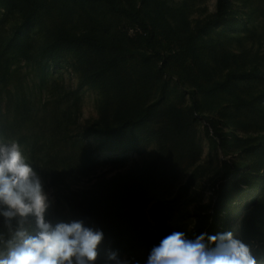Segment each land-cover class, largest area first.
<instances>
[{
	"label": "rangeland",
	"instance_id": "374dc122",
	"mask_svg": "<svg viewBox=\"0 0 264 264\" xmlns=\"http://www.w3.org/2000/svg\"><path fill=\"white\" fill-rule=\"evenodd\" d=\"M116 2L141 9L154 32V50L139 40L138 36L145 35L137 27L106 7L86 6L91 23L82 26L81 15H77L65 26L75 35L95 29L110 38H123L126 48L148 56L146 63L137 54L126 61L130 80L124 87L125 99L120 89L112 85L103 91L86 84L82 64L75 54H64L43 73L37 62H21L15 65L7 87L0 85V127L4 126L0 143L18 142L21 136L54 140V128L62 112L73 103L76 92L81 103L82 128L96 124L103 110L108 111L111 122L148 107L165 113L161 119L167 122L170 111L175 110L190 123L191 141L186 142V150L164 156L155 141L134 150H121L131 140L104 150L101 144L105 139L95 135L89 140L94 148H100V166L88 177L68 176L52 184L34 170L48 200L46 221L55 225L80 220L81 202L98 198L113 182L124 187L150 172L154 189L139 206L143 208L138 207L137 214L126 218L129 233L159 232L164 238L176 231L195 239L202 231L209 235L231 231L250 247L257 264H264V228L251 224L258 218L259 202L254 203L264 189V0H225L219 19L218 0ZM21 21L12 19L6 32L11 33ZM56 21L58 17L45 23L38 35L40 43L46 41L47 32ZM1 28L0 25V31ZM191 38L209 68L207 74L194 70L182 52ZM221 83L226 84L225 88L217 86ZM20 90L27 93L32 109L25 119L20 115L23 122L30 118L24 127L16 113L22 98ZM248 107L260 111L249 114ZM208 120L217 122L216 131ZM17 124L18 130H14ZM62 136L58 135L55 143ZM22 150L27 159L32 158L30 147ZM44 156L43 153L36 157L40 164L45 162ZM115 159L123 162L111 163ZM158 202L162 208L153 209ZM16 218L24 230L35 234L34 216ZM0 250H6L1 242ZM149 254L143 246L119 261L146 264Z\"/></svg>",
	"mask_w": 264,
	"mask_h": 264
},
{
	"label": "trees",
	"instance_id": "16d2710c",
	"mask_svg": "<svg viewBox=\"0 0 264 264\" xmlns=\"http://www.w3.org/2000/svg\"><path fill=\"white\" fill-rule=\"evenodd\" d=\"M86 6L106 7L114 15L124 17L145 35L144 37L138 36L139 40L143 41L150 50H154L152 43L154 32L150 30L141 9L134 5L120 6L116 0H0V25L2 26V31H0V85L7 87L11 82L16 64L37 62L43 73L48 72L53 64H57L64 54L72 53L77 55L82 64L86 84L103 91L109 90L112 85L120 89L122 98L125 99L127 91L124 87L127 80H130L125 64L129 57L137 53L124 46L123 38H110L107 34L95 29L83 32L81 35L71 33L65 23L74 20L77 15H81L82 26L91 23ZM217 7L219 19L225 9V0H218ZM57 17L59 21H56L48 30L46 41L40 43L38 35L45 23L48 19ZM15 18H20L22 21L8 34L5 30L6 25ZM32 27H37V29ZM182 52L188 56L187 59L194 70L208 73L209 68L198 53L192 38ZM137 55L141 61L145 63L148 61L145 53ZM225 85L221 83L217 86L225 88ZM19 93L22 98L18 102L16 113L24 127L30 118L23 122L20 115L23 114L25 119L30 111L32 113V109L27 93L22 90ZM73 96L75 97L73 103L62 112L61 119L54 128L56 132L54 140L58 135H63L56 139V143L54 140L42 141L37 139V136L32 137L33 140L29 136H21V140L18 141L21 147H30L32 158L27 160L33 170L49 178L52 184H57L68 176L88 177L99 168L100 162L97 154L100 148L92 146L89 140L91 136L100 135L105 139L101 144L104 150L114 149L119 143L127 140H131V144L121 150H134L138 146L155 141L159 144L164 156L170 152L186 150L188 146L186 142L191 141L189 139L190 123L180 113L171 110L170 119L162 122L161 118L165 116V113L153 111L151 107L140 112L137 110L129 118H117L114 122L109 120L108 111L103 110V115L96 124L82 128L79 124L80 98L77 92ZM193 103L196 107L198 106L194 97ZM165 111L168 113L167 110ZM259 111L254 107L247 109L249 114H256ZM208 122L216 131L217 122L212 120ZM230 125L234 127L233 123ZM72 126H74L73 130ZM3 127H0L1 141ZM18 127L19 124L13 129L18 130ZM218 137L221 136L218 135ZM262 142H264V136H262ZM43 153L45 162L40 164L36 157ZM189 156L193 157V155ZM122 162L123 159L111 160V163ZM111 186L98 198L87 199L79 204L80 221H83L85 226L98 229L103 233L97 259L100 264L116 262L109 259L111 253H115L117 259L120 260L126 253L142 249L143 246L151 251L163 239L159 232L146 233L134 230L129 233L130 228L126 222L127 217L137 214L139 206L145 201L151 189H154L152 174L149 172L124 187L115 182L111 183ZM255 204H257L258 218L252 220L251 224L256 228H264V189ZM142 208L143 206L140 210ZM161 208L160 202L153 206V209ZM18 230L24 229L16 217L7 221L0 216V242L3 247H7V242L14 238Z\"/></svg>",
	"mask_w": 264,
	"mask_h": 264
},
{
	"label": "clouds",
	"instance_id": "9594fccd",
	"mask_svg": "<svg viewBox=\"0 0 264 264\" xmlns=\"http://www.w3.org/2000/svg\"><path fill=\"white\" fill-rule=\"evenodd\" d=\"M47 196L21 145L0 143V216L7 221L34 216L37 231L18 230L0 250V264H95L103 233L83 221H46ZM110 260L120 264L115 253ZM146 264H257L250 247L231 231L188 239L172 232L154 246Z\"/></svg>",
	"mask_w": 264,
	"mask_h": 264
}]
</instances>
